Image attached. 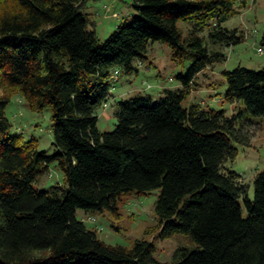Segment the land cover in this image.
<instances>
[{"label":"trees","instance_id":"1","mask_svg":"<svg viewBox=\"0 0 264 264\" xmlns=\"http://www.w3.org/2000/svg\"><path fill=\"white\" fill-rule=\"evenodd\" d=\"M87 1L0 0V264H264V171L249 199L240 177L224 169L236 156L232 142L249 147L252 121L264 117V70L223 73L225 101L244 107L235 115L182 106L219 53L198 32L181 38L177 23L214 16L212 43L236 44L219 26L235 0H133L135 17L102 45ZM154 42L170 46L173 61L192 59L176 77L182 88L163 90L156 102L120 100L115 129L99 132L95 110L109 96V69L137 72L132 60ZM15 94L32 112L50 110L54 154L10 133L5 109ZM50 164L65 187L39 191L33 184ZM155 189L156 240L185 235L195 244L178 248L172 262L155 259V242L108 246L75 218L77 209L117 217L121 196Z\"/></svg>","mask_w":264,"mask_h":264},{"label":"rangeland","instance_id":"2","mask_svg":"<svg viewBox=\"0 0 264 264\" xmlns=\"http://www.w3.org/2000/svg\"><path fill=\"white\" fill-rule=\"evenodd\" d=\"M133 0H88L85 13L90 15L98 45L120 25L129 24L136 13L131 7ZM208 1V0H189ZM234 13L219 26L221 30L234 32L239 42L226 46L212 43L209 34L217 31L214 16H197L177 23L181 38L191 32H198L203 45L209 52L219 53V58L200 73L191 85L190 91L182 103L184 108L198 104L203 110H224L227 116L237 114L244 107L230 104L224 99L226 84L224 72L237 67L251 71L264 70V0H235ZM199 24V25H198ZM198 28L204 30L196 31ZM172 49L166 43L149 44L144 59H133L132 65L137 72L127 74L121 66L109 69L111 86L105 104L95 110L98 117L99 132H112L116 126V103L138 95L149 96L156 102L163 90L182 88L176 79L185 76L192 59L184 57L178 63L172 59ZM5 117L10 123V133L20 134L25 140L33 139L36 148L46 155L55 152L52 146L51 113L47 108L43 112L30 111L23 97L15 94L5 109ZM251 124L249 147L232 142L236 156L224 165L240 177V182L248 188L247 196L253 198V180L258 172L264 171V117L254 119ZM65 187L64 175L55 164L48 166L47 172L33 184L39 191H48L52 186ZM159 197V189L143 194L130 192L120 197L117 204V217L109 211L96 212L77 209L75 218L84 223L87 229L95 230L100 241L108 246L130 248L135 240L155 242L154 257L159 262H172L178 248L193 249L195 244L189 236L173 235L170 238L156 240L159 231L158 220L154 213ZM242 214L245 216L241 200Z\"/></svg>","mask_w":264,"mask_h":264}]
</instances>
